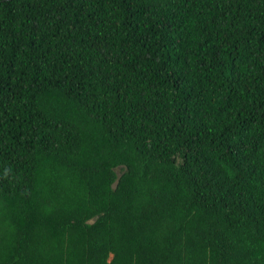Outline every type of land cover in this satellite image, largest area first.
<instances>
[{
  "label": "trees",
  "instance_id": "1",
  "mask_svg": "<svg viewBox=\"0 0 264 264\" xmlns=\"http://www.w3.org/2000/svg\"><path fill=\"white\" fill-rule=\"evenodd\" d=\"M0 264H264V0H0Z\"/></svg>",
  "mask_w": 264,
  "mask_h": 264
}]
</instances>
